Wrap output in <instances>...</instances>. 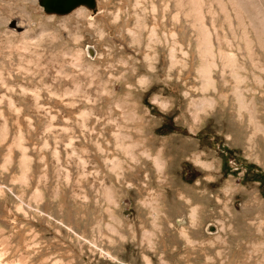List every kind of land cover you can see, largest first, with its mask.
<instances>
[{
	"label": "rangeland",
	"instance_id": "1",
	"mask_svg": "<svg viewBox=\"0 0 264 264\" xmlns=\"http://www.w3.org/2000/svg\"><path fill=\"white\" fill-rule=\"evenodd\" d=\"M220 1L230 25L206 1L214 11L198 13L210 36L204 59L185 13L161 11L173 0H96L91 17L0 0V129L17 140L0 146L12 155L11 176L0 174V264H264V182L245 175L264 172V39ZM214 58L203 80L198 69L205 75ZM203 98L214 109L198 108ZM121 106L140 119L123 128L138 147L131 158L105 120ZM174 134L173 146L192 148L179 167L167 152ZM161 148L157 175L150 158ZM28 160L46 186L38 200L33 174L10 181Z\"/></svg>",
	"mask_w": 264,
	"mask_h": 264
},
{
	"label": "bare ground",
	"instance_id": "2",
	"mask_svg": "<svg viewBox=\"0 0 264 264\" xmlns=\"http://www.w3.org/2000/svg\"><path fill=\"white\" fill-rule=\"evenodd\" d=\"M173 1H174V4H172L171 6H168V5L163 6V9L161 11L169 13V12H171V9H173L174 13L175 12H183V13H185V16L188 19V21L190 20V25L189 26L196 27V33L198 34L197 35L198 36V39H197L198 47L200 48V53L202 54V56H204V59H205L207 57V56L205 57V55L209 54V50L211 49L210 48L211 47L210 46V39H209L210 36H209L208 32L205 29H203V27H205V26L203 25L201 18H199L198 13L203 8H205L207 10L209 15L214 11V8H212V6L208 7V5H206V3H204L206 1L208 4L218 6L216 8H218L217 10H219V12L223 15V18H224L223 22H225L226 24L230 25L232 18L230 16L229 10L224 8L223 3L220 0H183V1L179 0L178 2L176 0H173ZM254 1L255 0H253V2ZM253 2H252V0H226V5L232 7V10H233L232 12L234 13V18H235L234 21H236L237 25H241L242 22H241V19H240V15L243 14V13L246 14L247 17H245V18H248L247 20L250 23L252 22V24H254L255 23L254 21H256L258 23L257 24L258 28L256 30V34L263 41V39H264V8H262L261 5L260 6H256L257 4L255 3L256 4L255 5ZM205 5L207 7H205ZM199 8H200V10H199ZM76 14H77L76 16H77L78 19L79 18L85 19V20L87 19V17H86L84 12H78ZM242 16L244 17V15H242ZM172 19H175V14L173 15ZM255 27L253 29H255ZM239 28H237V29H239ZM242 28H240V29H242ZM245 28H243V30ZM247 29H248V27H247ZM251 33H254V32L251 31ZM245 34H244V36H246ZM216 40L218 41V44L220 46H223L224 43H225V39L224 38L222 39L220 37L219 38L217 37ZM210 55H211V53H210ZM220 57L225 62L223 64H225L226 67H231V62H233V60L235 61V58H234L233 54L232 55L224 54L223 52L221 54V52H220ZM233 64H235V63L233 62ZM128 117L125 115L124 119L126 120ZM120 119H123V116ZM118 121H120V120H118ZM112 125H114V123H112ZM118 129H122V128H118ZM113 136H114V139H115L116 144H117L116 146L118 148H120L124 152V154L128 156V158L129 157L131 158L132 157L131 156L132 151L134 149L135 150L138 149V147L135 146V143L131 142L130 139L128 138V136L122 134L120 132V130H117V129L114 132ZM150 159L153 161V163L155 165V168L157 170V173L159 175L160 174V170H162L161 169L162 167L159 165V163H160L159 161L161 159L160 160H157L158 158L157 159L156 158H150ZM162 165H163V162H162ZM161 175H162V173H161Z\"/></svg>",
	"mask_w": 264,
	"mask_h": 264
},
{
	"label": "crops",
	"instance_id": "3",
	"mask_svg": "<svg viewBox=\"0 0 264 264\" xmlns=\"http://www.w3.org/2000/svg\"><path fill=\"white\" fill-rule=\"evenodd\" d=\"M196 48V47H195ZM197 53V52H196ZM196 56H197V54H196ZM199 58V57H198ZM210 60V59H209ZM208 60V64H209V68H208V72L205 74V75H202V73H200V69H198V72H197V74L200 76V77H202V79L203 80H206V78L207 79H209V77L208 76H210V67L212 66V67H215L216 66V60H215V58L212 60V62H211V60L209 61ZM199 61H200V64H199V66L200 67H202L204 64H206V63H204L200 58H199ZM238 77V76H237ZM202 86V85H201ZM199 89H201V92H203V93H207V92H210V90H211V88L210 87H208V89L206 90L205 88H203V86H202V88L201 87H199ZM213 90L215 91V89L213 88ZM212 91V90H211ZM185 94H187V93H185ZM107 95V94H106ZM155 100V99H154ZM196 106L198 107V108H203V109H205L206 108V110H208V111H210L211 109H214V107L216 106V102H215V100L214 99H212V98H203L202 99V102L200 101V102H196ZM115 108H118V106H116ZM198 108H195V109H198ZM119 113L123 116V119H120V118H122V116H119L117 119H114V120H110L109 118H107V119H105L106 120V123L108 124V127L111 129L110 131H111V135H112V137H113V134H114V132L116 131V129L117 130H120V132L122 133V134H124V135H126L125 133H124V131H123V127H124V125H127L128 123H130V122H127V121H130L131 120V118H134L135 120H136V123H134V125H139V121L138 120H140L137 116H136V114H135V112H133V111H131V114L130 113H127V112H125L124 110H123V108H122V106L120 107V109H119ZM124 113V114H123ZM187 113H188V120H190V122H193V118H195V114L197 115V117H198V114L199 113H201V111L198 109L197 110V113H193L192 112V110H187ZM82 114V113H81ZM125 115L128 117L126 120L124 119V117H125ZM133 116V117H132ZM186 116H187V114H186ZM118 120H120V121H118ZM116 121V122H115ZM122 121H124V122H122ZM181 118H178V120H177V122L175 123V125L176 126H179V127H183V126H181ZM112 123H114V125H112ZM131 123H133V122H131ZM120 126H119V125ZM118 128H122V129H118ZM115 129V130H114ZM185 133H188V131L185 129ZM11 134H12V136L14 135L13 134V132H12V130H11ZM175 135L176 134H174V135H169L168 136V141L167 142H170V146L168 147V149H167V152L168 153H170V154H175L176 155V157H175V159H176V161H177V164L175 163V165H178V167H179V165L181 164V163H183V162H185L186 163V160H189V159H191V157H192V154H189L188 152H190L191 151V145H189V147L187 148V147H183V148H181L180 149V147H177V146H173V144H174V142L176 141H179V140H176V138H175ZM127 136V135H126ZM113 141H114V139H113ZM9 143V144H13V145H15L16 144V142H17V140H15V136H14V139H12V137H11V135H10V131H5V129H4V127H2L1 129H0V146H2V145H4V143ZM115 142V141H114ZM20 144V143H19ZM160 151L161 152H158L159 154H157L156 156H158L157 158V160H160L159 162V165L162 167H160L161 169H163V165H162V162H163V160H162V152H163V149L161 148L160 149ZM182 151V154H180L179 152H181ZM9 152H11V149L9 150ZM8 152V154H6V153H4V154H2L1 156H0V174L1 175H5V173H10V176H11V172H10V169H11V164H12V155H10V153ZM160 155V156H159ZM189 158H188V157ZM160 157V158H159ZM155 158V157H154ZM171 159H173V158H171ZM170 159V160H171ZM24 162H25V157L22 159ZM152 161V160H151ZM27 163L26 164H21V166L22 167H20V164H19V168H17V170H15V172H13L12 173V177H13V179L12 178H10V181L11 182H14V180L15 179H17L18 177H20V176H22V177H24V176H29L30 174H33V176H31V179L33 180V186H32V191H31V193H30V195H29V197L32 199V200H35V198L38 200V198H39V195H40V191H42V189H45L46 188V186H45V184H43L42 182H38L37 181V179H38V176L39 175H37V176H35L36 175V173H34V172H32V166L30 165V161L28 160V161H26ZM109 163H110V161H108ZM197 162L198 163H200L201 165L199 166V165H193L194 167H198V168H201L202 170H204V169H207L206 167H207V163L206 162H201V160L200 159H198L197 160ZM152 163H153V161H152ZM111 164V163H110ZM153 165H154V163H153ZM25 166V167H24ZM154 167H155V165H154ZM156 169V168H155ZM38 171H40V172H38L37 174H40L41 173V170H38ZM161 173H163L162 172V170H160V174ZM156 174H157V170H156ZM158 175V174H157ZM35 176V177H34ZM29 181V180H28ZM28 183V182H27ZM26 183V184H27ZM17 184V183H16ZM107 193H109L110 195H108ZM103 196H104V199L107 201V202H110V200H111V190H109V188H107L105 185L103 186ZM33 204L34 205H38V204H40L39 202H36V203H34L33 202Z\"/></svg>",
	"mask_w": 264,
	"mask_h": 264
},
{
	"label": "water",
	"instance_id": "4",
	"mask_svg": "<svg viewBox=\"0 0 264 264\" xmlns=\"http://www.w3.org/2000/svg\"><path fill=\"white\" fill-rule=\"evenodd\" d=\"M36 4L44 17H65L80 8L85 9L90 17L98 12L96 0H36Z\"/></svg>",
	"mask_w": 264,
	"mask_h": 264
},
{
	"label": "trees",
	"instance_id": "5",
	"mask_svg": "<svg viewBox=\"0 0 264 264\" xmlns=\"http://www.w3.org/2000/svg\"><path fill=\"white\" fill-rule=\"evenodd\" d=\"M223 167H224V163H223ZM245 170H246L245 175L248 179L258 182L260 186L262 185L261 183L264 182V172L256 170L253 166H247L245 167ZM262 194H264V189L262 190Z\"/></svg>",
	"mask_w": 264,
	"mask_h": 264
}]
</instances>
